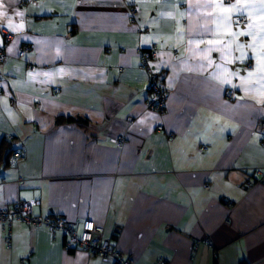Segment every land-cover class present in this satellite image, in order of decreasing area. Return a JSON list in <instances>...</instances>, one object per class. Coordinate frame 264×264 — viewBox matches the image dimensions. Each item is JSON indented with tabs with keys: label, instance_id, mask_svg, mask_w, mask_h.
Masks as SVG:
<instances>
[{
	"label": "crops",
	"instance_id": "crops-1",
	"mask_svg": "<svg viewBox=\"0 0 264 264\" xmlns=\"http://www.w3.org/2000/svg\"><path fill=\"white\" fill-rule=\"evenodd\" d=\"M3 3L23 27L0 20V208L35 199L77 232L91 219L135 264H264V0ZM153 44L163 113L145 105ZM9 229L0 264H112L59 231Z\"/></svg>",
	"mask_w": 264,
	"mask_h": 264
},
{
	"label": "built area",
	"instance_id": "built-area-1",
	"mask_svg": "<svg viewBox=\"0 0 264 264\" xmlns=\"http://www.w3.org/2000/svg\"><path fill=\"white\" fill-rule=\"evenodd\" d=\"M36 1V0H33ZM129 20L134 22L138 10L135 6L131 5L128 8ZM238 20L242 21L243 17ZM5 39L11 37V33L4 31ZM157 46L151 45L147 49H141L140 55L142 59V68L146 71L147 83V98L145 105L148 108L156 110L158 113H163L165 101L168 96V88L159 79L158 73L153 65V60L156 57ZM6 58L4 46L0 45V63ZM250 67V64H246ZM1 89V88H0ZM58 91L57 88L54 89ZM227 98H232L233 91L228 89L225 93ZM159 125L157 130H161ZM123 139H118L117 143H121ZM260 144L264 147V138L261 139ZM205 148V146H202ZM26 153L24 150H13L9 155V161L12 163H19L25 159ZM253 176L256 181H264V167L254 169ZM208 188V185H205ZM36 204L35 199H16L12 204L7 207L0 208V223L7 235L5 245L7 248L11 247L10 229L9 227L15 222H22L30 226L45 227L50 232L59 231L64 237V249L66 251L82 250L90 255L98 257L103 262H111L112 264H135L132 256L127 255L117 249L109 238L105 237L104 229L101 225L96 224L91 219L83 220L80 225V231L77 232L71 221L62 215H39L33 212V206ZM153 264H165L164 257H158Z\"/></svg>",
	"mask_w": 264,
	"mask_h": 264
},
{
	"label": "snow or ice",
	"instance_id": "snow-or-ice-1",
	"mask_svg": "<svg viewBox=\"0 0 264 264\" xmlns=\"http://www.w3.org/2000/svg\"><path fill=\"white\" fill-rule=\"evenodd\" d=\"M235 5H232V8H235ZM231 9H225V11H230ZM16 16H21L22 13H15ZM7 18V26L12 30V31H17L20 28L23 27V24H13L11 16L8 15V11L5 9L3 0H0V20H3ZM243 35V33H241ZM243 47V45H241ZM251 75V74H250Z\"/></svg>",
	"mask_w": 264,
	"mask_h": 264
},
{
	"label": "trees",
	"instance_id": "trees-1",
	"mask_svg": "<svg viewBox=\"0 0 264 264\" xmlns=\"http://www.w3.org/2000/svg\"><path fill=\"white\" fill-rule=\"evenodd\" d=\"M63 120H67V121H74V120H78L77 117H67V118H64V117H58L57 118V121L60 122V121H63ZM5 145V144H4ZM240 264H245L243 261L240 263Z\"/></svg>",
	"mask_w": 264,
	"mask_h": 264
}]
</instances>
